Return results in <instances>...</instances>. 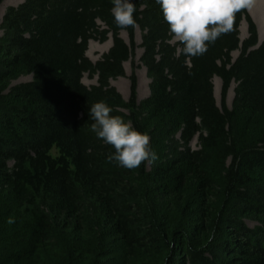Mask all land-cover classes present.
<instances>
[{
	"label": "trees",
	"instance_id": "1",
	"mask_svg": "<svg viewBox=\"0 0 264 264\" xmlns=\"http://www.w3.org/2000/svg\"><path fill=\"white\" fill-rule=\"evenodd\" d=\"M133 3L136 26L126 29L115 24L111 0H26L7 11L0 264H264V43L256 24L243 9L203 55L185 56L156 0ZM243 20L250 37L242 42ZM137 27L153 79L142 107L134 79L129 102L110 84L125 75ZM109 35L112 48L93 64L89 43ZM21 74L33 80L11 86ZM85 74L99 84L84 85ZM215 77L223 82L222 108ZM98 101L147 134L157 160L163 134L179 136L184 149L173 147V157L152 170L147 160L132 169L110 161L115 149L91 129ZM196 138L199 149L191 150Z\"/></svg>",
	"mask_w": 264,
	"mask_h": 264
},
{
	"label": "clouds",
	"instance_id": "2",
	"mask_svg": "<svg viewBox=\"0 0 264 264\" xmlns=\"http://www.w3.org/2000/svg\"><path fill=\"white\" fill-rule=\"evenodd\" d=\"M111 2L115 24L122 29L134 28L136 7L133 0ZM156 3L160 5L172 39L181 46L177 51L185 56L197 57L208 50L209 44L230 32L235 14L251 8L254 0H156ZM111 112V107L104 101L94 103L89 110V116L94 121L92 131L98 139L115 149L109 160L128 169L139 167L149 158L155 160L149 136L121 117L111 115Z\"/></svg>",
	"mask_w": 264,
	"mask_h": 264
},
{
	"label": "rangeland",
	"instance_id": "3",
	"mask_svg": "<svg viewBox=\"0 0 264 264\" xmlns=\"http://www.w3.org/2000/svg\"><path fill=\"white\" fill-rule=\"evenodd\" d=\"M26 0H3L0 3V41L6 35V30L4 28V17L7 11L13 7H19L22 5ZM249 15L251 16L252 20L257 26L258 30V39L259 45L264 43V27L263 29L260 28V24L264 26V0H254V4L251 8L247 9ZM101 27H103V23H99ZM106 28V27H103ZM145 36V32L141 30L139 27L135 29V49L133 56L131 59L124 64V71L125 75L122 77L112 78L110 80V84L114 87L125 99L126 102H129L132 95V86H133V79L137 83V101L139 106H141L152 94V84L153 79L149 75L146 67L142 63V56L144 54L143 45V38ZM250 37L249 34V26L246 20H243L240 26V39L241 41H246ZM121 38L130 46L131 39L128 31L124 30L121 32ZM173 44L177 43L176 41H172ZM113 46V37L111 35L105 41L102 40H92L89 43L88 51H87V58L93 63L97 64L98 62L102 61L103 58L109 53L110 49ZM233 59L236 60L240 56V51H236L232 54ZM33 80L31 75L21 74L16 77L15 80L12 81L11 86H15L22 83H28ZM83 83L87 87L97 86L99 84L98 76L92 77L89 74H85L83 77ZM214 83V94L216 98L217 105L222 108L223 107V98H222V88L223 82L219 77H215L213 80ZM237 88V83H232L226 104L229 109L234 108V100H235V90ZM142 107V106H141ZM139 107V108H141ZM145 113L142 110H139V113ZM129 115V112H126ZM145 118V116H143ZM130 123V122H128ZM244 123L239 120V125L237 130L243 132L244 130ZM163 139V148L159 153L158 159L160 160H153L149 158L148 162V169L152 170L153 166L156 163H160L164 160L170 159L173 157V147L183 148L184 144L181 142L180 137L176 136L175 140L172 138H167L166 134L162 135ZM189 148L191 150L199 149V141L198 138L194 139L190 144ZM53 155L56 156V152H53ZM11 165V164H10ZM248 224L251 227H255L257 225L256 221H248Z\"/></svg>",
	"mask_w": 264,
	"mask_h": 264
},
{
	"label": "bare ground",
	"instance_id": "4",
	"mask_svg": "<svg viewBox=\"0 0 264 264\" xmlns=\"http://www.w3.org/2000/svg\"><path fill=\"white\" fill-rule=\"evenodd\" d=\"M263 27H264L263 24H260V28L263 29Z\"/></svg>",
	"mask_w": 264,
	"mask_h": 264
}]
</instances>
